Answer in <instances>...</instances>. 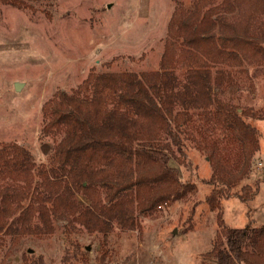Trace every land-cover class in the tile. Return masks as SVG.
<instances>
[{
	"label": "trees",
	"instance_id": "16d2710c",
	"mask_svg": "<svg viewBox=\"0 0 264 264\" xmlns=\"http://www.w3.org/2000/svg\"><path fill=\"white\" fill-rule=\"evenodd\" d=\"M189 1L190 6L175 5L156 73L93 70L77 89L48 99L43 130L58 138L48 164H37L16 142L0 146L1 232L10 233L14 224L23 236H44L65 217L104 238L113 221L134 228L138 211L197 193L195 183L183 180L171 162L190 166L187 149L203 151L199 132L208 137L224 129L240 143L239 160L227 163L219 136L204 148L212 162L206 203L218 212L219 223L204 258L264 264V226L229 227L221 207L224 199L250 201L258 191L249 184L235 189L250 176L261 149V132L251 121L263 119L264 108L245 110L213 91L232 74L236 58L255 71L264 65V0ZM80 192L88 204L79 202Z\"/></svg>",
	"mask_w": 264,
	"mask_h": 264
},
{
	"label": "rangeland",
	"instance_id": "374dc122",
	"mask_svg": "<svg viewBox=\"0 0 264 264\" xmlns=\"http://www.w3.org/2000/svg\"><path fill=\"white\" fill-rule=\"evenodd\" d=\"M9 1L23 7L0 3V146L16 142L37 164H48L58 142L43 130L48 99L77 89L93 70L156 73L177 1L190 6L189 0ZM236 60L232 74L221 86L215 83L213 91L245 110L264 108V65L255 71L250 63ZM251 123L261 132V149L250 176L235 191L245 184L258 185V191L250 201L237 196L221 201L224 223L237 229L264 226V118ZM218 136L227 163L235 165L240 143L224 129L208 137L199 132L203 151L187 149L190 166L171 162L183 180L195 183L196 194L138 211L134 228L113 221L106 238L67 217L54 221L44 236H23L21 228L10 224V233L0 231V264H216L204 258L219 230L218 212L206 203L212 162L204 148ZM77 195L88 204L85 195Z\"/></svg>",
	"mask_w": 264,
	"mask_h": 264
},
{
	"label": "water",
	"instance_id": "95a60500",
	"mask_svg": "<svg viewBox=\"0 0 264 264\" xmlns=\"http://www.w3.org/2000/svg\"><path fill=\"white\" fill-rule=\"evenodd\" d=\"M17 90H20L21 89V86L20 85H17ZM91 248L90 247H87V250H90ZM31 252V251H30Z\"/></svg>",
	"mask_w": 264,
	"mask_h": 264
},
{
	"label": "built area",
	"instance_id": "2783aa9c",
	"mask_svg": "<svg viewBox=\"0 0 264 264\" xmlns=\"http://www.w3.org/2000/svg\"><path fill=\"white\" fill-rule=\"evenodd\" d=\"M258 166H259V167L262 166V163H259Z\"/></svg>",
	"mask_w": 264,
	"mask_h": 264
}]
</instances>
